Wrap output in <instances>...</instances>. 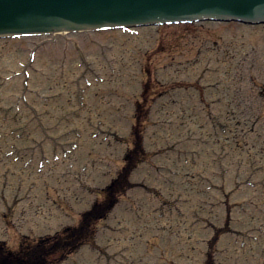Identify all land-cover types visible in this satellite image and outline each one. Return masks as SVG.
Returning <instances> with one entry per match:
<instances>
[{
	"label": "rangeland",
	"instance_id": "374dc122",
	"mask_svg": "<svg viewBox=\"0 0 264 264\" xmlns=\"http://www.w3.org/2000/svg\"><path fill=\"white\" fill-rule=\"evenodd\" d=\"M183 28H141L137 37L112 30L0 40V133L6 134L0 142V241L16 249L25 239L45 238L78 223L99 189L122 167L123 151L132 147L128 120H133L132 102L139 91L131 81L143 77L138 73L141 66L164 70L179 61L190 68L177 77L171 72L172 78L193 81L199 76L200 87H207L220 76V87H230L228 99L240 104L237 117L250 118L246 126H239L243 129L239 146L247 143L252 148L234 150L230 147L234 139L227 137L229 155L211 149L214 155L209 151L200 162L197 159L199 178L191 177L184 163L198 156L199 146L189 140L188 131H175L182 124L177 119L173 130L159 133L154 124L161 121L156 113L160 104L153 106L142 133L144 160L130 176V186L111 219L97 221L93 237L75 252H66L65 258L59 252L49 260L55 264H264V190L256 187L264 183V170L251 172L245 165L250 161L264 168V26L210 22ZM177 37L181 40L174 41ZM213 43L220 50L230 45L229 52L219 57L205 54L201 60L197 49ZM82 58L87 67L80 65ZM197 59L201 63L195 67L192 63ZM207 59L212 61L209 68ZM212 66H219V76ZM110 67L116 71L113 75ZM95 74L105 81L93 82L90 89L80 81L87 91V108L82 109L75 98L76 84L84 76L92 80ZM23 91L33 112L18 103ZM97 92L99 97H94ZM111 92L133 97L125 98V103ZM193 92L173 97L185 98ZM111 97L121 103L119 118L116 110L107 113L97 105ZM174 116L170 114L167 121ZM209 128L207 124L205 132ZM9 131L15 137L9 139ZM111 132L115 136H108ZM242 133L247 136L241 137ZM72 142L78 144L74 151ZM253 145L262 149L254 152ZM6 150L14 153L5 157ZM249 151L255 153L251 160ZM27 161L31 163L24 167ZM217 168L227 170L220 174ZM248 181L256 188L245 186ZM210 185L215 188L206 192ZM155 209L165 215L160 217Z\"/></svg>",
	"mask_w": 264,
	"mask_h": 264
},
{
	"label": "water",
	"instance_id": "95a60500",
	"mask_svg": "<svg viewBox=\"0 0 264 264\" xmlns=\"http://www.w3.org/2000/svg\"><path fill=\"white\" fill-rule=\"evenodd\" d=\"M197 21L264 25V0H0V37Z\"/></svg>",
	"mask_w": 264,
	"mask_h": 264
},
{
	"label": "trees",
	"instance_id": "16d2710c",
	"mask_svg": "<svg viewBox=\"0 0 264 264\" xmlns=\"http://www.w3.org/2000/svg\"><path fill=\"white\" fill-rule=\"evenodd\" d=\"M146 84L144 85V93L147 95L149 84L147 82ZM136 106L137 113L132 128V148L124 155L123 167L116 173L114 179L100 191L102 198L93 202L91 207L81 214V219L76 226L66 227L52 236L37 239L33 242L24 240L15 250H10L4 243H0V264H55L54 261L49 260L51 256L61 252L63 253L61 258H65L66 255L64 254L66 252H75L93 237L94 224L105 219L117 202L118 197L127 191L130 186L129 176L138 163L144 160L142 130L147 117V109L145 110V104L143 103ZM231 129L233 128L231 127ZM234 139H237V137H234ZM239 142L236 141L232 149L239 151Z\"/></svg>",
	"mask_w": 264,
	"mask_h": 264
}]
</instances>
